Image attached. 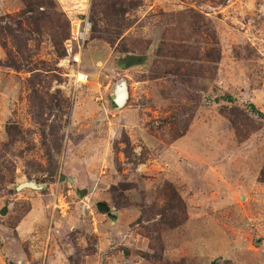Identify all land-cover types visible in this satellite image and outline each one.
I'll use <instances>...</instances> for the list:
<instances>
[{
    "label": "rangeland",
    "instance_id": "obj_1",
    "mask_svg": "<svg viewBox=\"0 0 264 264\" xmlns=\"http://www.w3.org/2000/svg\"><path fill=\"white\" fill-rule=\"evenodd\" d=\"M89 1L76 83L88 1L0 0V264H264V0Z\"/></svg>",
    "mask_w": 264,
    "mask_h": 264
},
{
    "label": "built area",
    "instance_id": "obj_2",
    "mask_svg": "<svg viewBox=\"0 0 264 264\" xmlns=\"http://www.w3.org/2000/svg\"><path fill=\"white\" fill-rule=\"evenodd\" d=\"M91 1L84 8L81 15L70 17L71 20V52L66 61L73 64V71L70 76L76 83H87L90 80V74L83 68V57L90 40L93 30L91 21Z\"/></svg>",
    "mask_w": 264,
    "mask_h": 264
},
{
    "label": "trees",
    "instance_id": "obj_3",
    "mask_svg": "<svg viewBox=\"0 0 264 264\" xmlns=\"http://www.w3.org/2000/svg\"><path fill=\"white\" fill-rule=\"evenodd\" d=\"M87 1H88V3L90 2L89 0H87ZM88 3H87V5H88ZM87 5L85 4L84 8H86ZM52 6L54 7V4H52ZM91 7H92V5H91ZM105 15L107 16L106 18H110V13L109 12L105 11ZM57 18H58V20H57L58 21L57 22L58 25L57 26H59L63 30V36L61 37L60 41L58 42V45H61L63 47V52H62L61 56L66 57L71 52V41H70L71 40V20H70V17H69V20H67V23L64 25V24H61L60 17L58 16ZM91 21H92V24H93V30H92V33H91V37H92V35H94V37H95L96 36V31H98V29H99L98 28L99 27V22H98L97 19L93 18L92 16H91ZM126 58H127L126 59L127 61L128 60L129 61L132 60V61H135V62H143L144 61L143 58L138 59L137 57H135L133 55H128ZM126 63L124 61H122L120 63V66L124 68V67L127 66ZM229 101L233 102L234 101L233 97L230 96L229 97ZM252 107L259 115L264 116V113L262 111L258 110L257 107L254 104L252 105Z\"/></svg>",
    "mask_w": 264,
    "mask_h": 264
},
{
    "label": "water",
    "instance_id": "obj_4",
    "mask_svg": "<svg viewBox=\"0 0 264 264\" xmlns=\"http://www.w3.org/2000/svg\"><path fill=\"white\" fill-rule=\"evenodd\" d=\"M81 18H83V16H80ZM116 93H117V98H116V103L119 107H123L125 106V104L128 101L129 98V92H128V88L126 85V81H122L116 88ZM45 184H38L36 181H27L22 183L21 185H19L18 189L21 190L23 188H31V189H44L45 188ZM98 208L102 213L108 214L111 218L113 219H117V215H115L112 212V208L111 206L106 203V202H98ZM8 212L7 208L4 209V211H2V214L5 215Z\"/></svg>",
    "mask_w": 264,
    "mask_h": 264
}]
</instances>
